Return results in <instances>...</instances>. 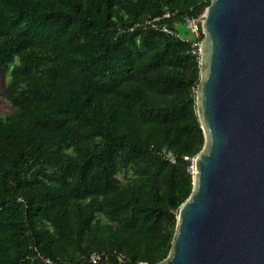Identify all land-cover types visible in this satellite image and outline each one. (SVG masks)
<instances>
[{
	"label": "trees",
	"instance_id": "trees-1",
	"mask_svg": "<svg viewBox=\"0 0 264 264\" xmlns=\"http://www.w3.org/2000/svg\"><path fill=\"white\" fill-rule=\"evenodd\" d=\"M211 2L0 0V71L17 110L3 117L0 98V264L169 257L206 143L193 47L204 35L185 19Z\"/></svg>",
	"mask_w": 264,
	"mask_h": 264
},
{
	"label": "water",
	"instance_id": "water-1",
	"mask_svg": "<svg viewBox=\"0 0 264 264\" xmlns=\"http://www.w3.org/2000/svg\"><path fill=\"white\" fill-rule=\"evenodd\" d=\"M200 20L206 143L160 264H264V0H212Z\"/></svg>",
	"mask_w": 264,
	"mask_h": 264
},
{
	"label": "built area",
	"instance_id": "built-area-1",
	"mask_svg": "<svg viewBox=\"0 0 264 264\" xmlns=\"http://www.w3.org/2000/svg\"><path fill=\"white\" fill-rule=\"evenodd\" d=\"M166 17H170V15H166ZM185 22L187 24V28L189 30H191L198 39H200L202 37V35H204L203 29H202V22H201L200 18L195 19V18L187 17L185 19ZM161 31L170 35V36L179 37V35L177 34L176 31L172 30L171 28H169L167 26H163L161 28ZM193 47L195 49L194 52L199 54L201 57L202 41L200 40V41L193 43ZM162 155L171 163H176L177 157L173 152L164 149L162 152ZM186 159L189 160L188 158H186ZM194 168H195V159L193 160V166L191 167V171L195 175L196 172H195ZM114 256H116L119 264H127L128 263V258L124 254L115 253ZM39 257L46 264H54L53 260H51V259H49V258H47L41 254H39ZM111 259H112V255H109L105 252H93L87 257L86 261L88 264H110ZM137 264H150V263H148L146 261H140Z\"/></svg>",
	"mask_w": 264,
	"mask_h": 264
},
{
	"label": "rangeland",
	"instance_id": "rangeland-1",
	"mask_svg": "<svg viewBox=\"0 0 264 264\" xmlns=\"http://www.w3.org/2000/svg\"><path fill=\"white\" fill-rule=\"evenodd\" d=\"M202 17V16H201ZM200 17V18H201ZM10 81V72L9 71H0V98H1V111L3 117H8L12 115L17 110L16 108L6 99V87ZM131 175L130 171L122 172L119 174V178L121 179L122 183H126V178ZM104 221H107L105 217H101Z\"/></svg>",
	"mask_w": 264,
	"mask_h": 264
},
{
	"label": "bare ground",
	"instance_id": "bare-ground-1",
	"mask_svg": "<svg viewBox=\"0 0 264 264\" xmlns=\"http://www.w3.org/2000/svg\"><path fill=\"white\" fill-rule=\"evenodd\" d=\"M195 169V172H196V168H194Z\"/></svg>",
	"mask_w": 264,
	"mask_h": 264
}]
</instances>
